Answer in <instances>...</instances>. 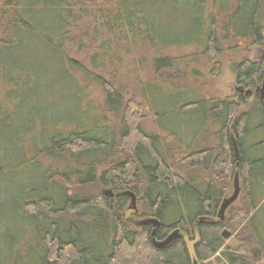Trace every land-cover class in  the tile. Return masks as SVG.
I'll return each mask as SVG.
<instances>
[{
  "label": "trees",
  "instance_id": "1",
  "mask_svg": "<svg viewBox=\"0 0 264 264\" xmlns=\"http://www.w3.org/2000/svg\"><path fill=\"white\" fill-rule=\"evenodd\" d=\"M263 45L264 0H0V150H6L3 136L15 120L5 106L24 101L40 81L56 80L78 102L77 118H58L47 124L53 130L38 145L32 139L30 147L23 145L26 158L16 170L33 163L39 188L23 177L19 193L7 190L5 176L13 169L7 162L0 165V233L11 218L5 211L10 199L7 209L27 230L33 264H210L218 253L225 264H264V55L259 61L250 57ZM189 46L213 76L226 50L240 53L233 71L245 91L189 100L181 92L177 98L172 91L145 86L152 95L145 106L135 98L125 100L114 78L118 70H112L122 52L156 50L151 63L159 74L176 64L164 50ZM92 84L102 88L107 110L122 111L119 132L109 135L96 114L87 120L94 109ZM54 91L48 86L47 93ZM158 92L175 100L182 115L201 116V142L200 131L187 138L164 121L160 131L143 127V107L155 122L166 118L167 110L159 106L157 111ZM32 110L38 114V107ZM30 123H24V131ZM27 139L11 135L15 142ZM237 171L242 202H234L222 220L218 210ZM106 187L117 192L112 199L102 191ZM126 191L140 200V218L160 221L157 228L123 215ZM240 220L237 245L231 248L222 232ZM176 228L179 238L164 247L154 244ZM253 246L259 247L256 255ZM4 250L1 246L0 264L7 263Z\"/></svg>",
  "mask_w": 264,
  "mask_h": 264
},
{
  "label": "rangeland",
  "instance_id": "2",
  "mask_svg": "<svg viewBox=\"0 0 264 264\" xmlns=\"http://www.w3.org/2000/svg\"><path fill=\"white\" fill-rule=\"evenodd\" d=\"M228 47L229 45L226 46V48ZM194 49L193 46H189L164 50L163 53L169 54L176 59V64L173 68L159 74L155 72L151 63L152 57L155 54H158L156 50H149V48L141 47L131 49L129 52H122L119 56L120 60L115 61V65L118 67H114L112 70L114 71L116 68L118 70L115 73L114 78H116V83L120 85L119 87L122 93L125 94V100L128 101L130 98H135L137 102L145 106V102L148 101L146 98L152 96L150 92L144 91L146 88L145 86L161 87L167 91H172L174 93L171 95L177 96V98H179L178 94L181 92L179 96L182 98H188L189 100L197 99L202 95H212L219 98L234 95L237 91L236 86L238 85L235 83L233 64L236 61H239L241 54L233 52L232 50H226L223 55L217 58V60L222 62V66L219 68L217 74L213 76L211 66L203 61L204 59L202 57L191 55L194 52ZM263 55L264 45L254 47L250 57L253 61H259ZM183 56L186 57L183 58ZM48 86L55 87V91L47 93ZM3 94L4 91L2 90V85H0L1 103H4ZM89 96L94 109L89 115H87V120H90L91 118L93 119L96 114L101 118L100 124L105 126L109 135L112 134V130L113 132H116L117 130L119 132L121 129L122 111H109L104 107L105 94L102 88L96 84L90 86ZM86 99L89 100L88 98ZM174 102L175 100L172 102L166 98L162 99L158 92L157 111L159 106L162 107L161 110H167V114L164 115L166 118L164 119L161 117L155 122L152 118L151 111L143 107V113L146 116L143 122V127L151 132L160 131L159 123L164 121L165 126L172 127L183 136L194 139L195 133H198L201 129V116L182 115ZM77 104L78 102L74 101L70 94L62 92L61 86L56 80H44L35 85L34 92L30 93L28 97L26 96L24 101L20 102V100L14 99L13 103H9L5 106L7 113L13 114V117L15 118L12 123L13 128L7 129L3 136L4 144L1 143V145L4 146L2 148H6V150H0V165L6 164L7 162L13 169V172H8L5 176L4 186L7 190L10 187L9 190L14 194L19 193L21 189L19 184L23 177L24 180L27 178L30 179V181H32L38 188L41 186L40 177L38 178L33 163L26 168H23V171L19 169L16 170L18 163L26 158L23 157L22 154L23 145L30 147L33 144L30 139L38 145L41 142L42 135H46L47 132L53 130V128L47 124H51L58 118H77ZM33 106L38 107V114L33 112ZM153 106L155 105L153 104ZM154 109L156 110V108ZM7 113H2V115ZM26 121L31 123L29 128L24 131L23 126ZM15 133L27 135L29 141L27 139L19 143L15 142V140H11V135ZM199 133L197 134L198 141L201 142L203 139V132L200 131ZM32 151L33 150H30L29 154L32 155ZM10 181L11 183H7ZM105 190L113 191L111 187L102 188V191ZM232 191L233 189L228 195H230ZM115 194H117V192H115ZM241 202L242 201L239 198L235 202V205H239ZM6 203L10 210V199H6ZM130 203L131 198L129 197L122 213L126 218H131L135 222L140 219V214L142 212L141 203L140 200H138L136 211L128 210ZM7 207L5 208L6 215L9 216L10 214L11 218L9 217L7 223H4L6 228H2V230L5 231V234L2 235L0 233V250L1 246H4L6 251L4 250L2 255L7 258L6 264H33L32 243L29 239V235L26 234L27 230L24 231L22 227H20L17 222L16 214L13 211L10 213ZM262 213L264 215V211ZM243 221L244 220H240L233 227L228 226L225 228L232 233L230 238L225 239V245L227 244L231 248L237 245L235 234ZM1 222L3 221L0 220V223ZM14 240L20 242L24 241V243L18 245L20 242L15 243ZM188 247L192 250L193 243L188 241ZM251 251L256 255L259 253V247L253 246L251 247ZM216 257L210 259V264H225L227 261L223 254L218 253Z\"/></svg>",
  "mask_w": 264,
  "mask_h": 264
},
{
  "label": "water",
  "instance_id": "3",
  "mask_svg": "<svg viewBox=\"0 0 264 264\" xmlns=\"http://www.w3.org/2000/svg\"><path fill=\"white\" fill-rule=\"evenodd\" d=\"M236 90L240 91V92L245 91L242 86H237ZM246 92L248 93L249 90H246ZM260 99L264 101V78H263L262 85L260 87ZM231 139H232V144H233L234 157H235V160L237 161V166H239L240 149H239L237 140L233 135H232ZM106 193H112V191L107 190ZM240 193H241V184H240L239 172L237 171L235 174V177H234L233 191L230 195L223 198L221 205H220V208L218 210V216L222 220H224V218H225V214H226L227 209L234 202L237 201V199L240 196ZM126 194L128 196H130V198H131V203H130L129 209L130 210L137 209V196H136V194L132 191H126ZM140 223L141 224H153L155 226V228H157L160 225V221L155 217H149V218L143 219L140 221ZM154 233H155V230H154L153 234ZM222 236L224 239H228V238H230V236H232V233L229 230L224 229L222 232ZM179 237H180V230L175 229L164 240H161V241L154 240V244L158 247H164V246L169 245L170 243H172L175 239H177Z\"/></svg>",
  "mask_w": 264,
  "mask_h": 264
},
{
  "label": "flooded vegetation",
  "instance_id": "4",
  "mask_svg": "<svg viewBox=\"0 0 264 264\" xmlns=\"http://www.w3.org/2000/svg\"><path fill=\"white\" fill-rule=\"evenodd\" d=\"M237 87V86H236ZM105 193H106V191H105ZM111 199L115 196V194L114 193H106ZM130 197V196H129ZM137 202H138V197H137ZM128 210H130V209H128ZM137 209H135V210H132V211H136ZM141 220H143V218H140L139 220H137V221H135V223L136 224H138V222H139V224H141L140 223V221ZM142 225H144V224H142ZM151 225H153V224H151ZM153 227L155 228V226L153 225ZM176 229H179V228H176ZM180 230V229H179ZM180 235H181V231H180Z\"/></svg>",
  "mask_w": 264,
  "mask_h": 264
}]
</instances>
